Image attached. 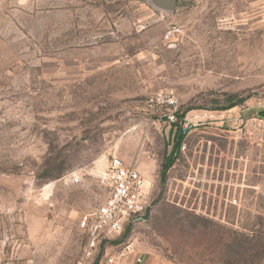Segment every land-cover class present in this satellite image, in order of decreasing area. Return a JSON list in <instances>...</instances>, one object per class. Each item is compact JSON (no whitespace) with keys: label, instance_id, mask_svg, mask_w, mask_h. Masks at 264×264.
<instances>
[{"label":"rangeland","instance_id":"374dc122","mask_svg":"<svg viewBox=\"0 0 264 264\" xmlns=\"http://www.w3.org/2000/svg\"><path fill=\"white\" fill-rule=\"evenodd\" d=\"M157 92L193 124L163 183ZM263 109L264 0H0V264H74L111 155L152 194L129 232L143 256L264 264Z\"/></svg>","mask_w":264,"mask_h":264},{"label":"built area","instance_id":"2783aa9c","mask_svg":"<svg viewBox=\"0 0 264 264\" xmlns=\"http://www.w3.org/2000/svg\"><path fill=\"white\" fill-rule=\"evenodd\" d=\"M178 27H170L164 38L170 40ZM149 105L170 125L180 128L183 133L189 131L192 122L182 114L179 101L174 94L157 92L148 97ZM106 189L105 200L94 209L81 215L79 229L85 234V243L74 264H116L136 253L134 240L130 235L118 241L125 228H133L141 220L131 221L144 214L151 206L152 194L145 177L134 161L111 155L100 177ZM72 183H78L80 177L74 175ZM136 261H142L136 256Z\"/></svg>","mask_w":264,"mask_h":264},{"label":"trees","instance_id":"16d2710c","mask_svg":"<svg viewBox=\"0 0 264 264\" xmlns=\"http://www.w3.org/2000/svg\"><path fill=\"white\" fill-rule=\"evenodd\" d=\"M244 100H245V98H243V97H238L237 95H229L226 98V104L219 106L216 109L227 110V109H230L232 107H235V106L241 104ZM184 115L185 114L182 113L180 115V118H182ZM185 135H186V133H183L180 128L175 129V132L173 134L172 150H171L170 154L164 158V160L161 164V173L160 174H161V182L162 183L165 181V179L167 177V171L172 167V165L174 164V161L176 159V156L180 152L183 140L185 139ZM130 228H131L130 226H127L125 228L123 234L121 235V237L118 241H121L130 235V233H129Z\"/></svg>","mask_w":264,"mask_h":264},{"label":"water","instance_id":"95a60500","mask_svg":"<svg viewBox=\"0 0 264 264\" xmlns=\"http://www.w3.org/2000/svg\"><path fill=\"white\" fill-rule=\"evenodd\" d=\"M151 4L153 7L165 11V12H172L175 8L176 0H150ZM258 116L264 117V109L259 110L257 112ZM152 207L148 206L144 212V214L140 215L137 218H134L131 221H146L149 218L150 212H151Z\"/></svg>","mask_w":264,"mask_h":264},{"label":"crops","instance_id":"0c3cea01","mask_svg":"<svg viewBox=\"0 0 264 264\" xmlns=\"http://www.w3.org/2000/svg\"><path fill=\"white\" fill-rule=\"evenodd\" d=\"M136 256H141L142 261L140 263L136 261L135 258ZM116 264H155V263L152 257L143 256L142 253L136 251L135 254H132L124 259L119 260Z\"/></svg>","mask_w":264,"mask_h":264}]
</instances>
